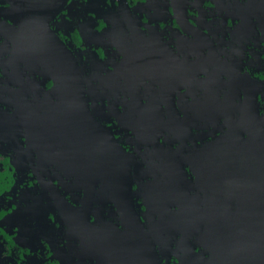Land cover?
I'll use <instances>...</instances> for the list:
<instances>
[{"label":"flooded vegetation","instance_id":"af4514ba","mask_svg":"<svg viewBox=\"0 0 264 264\" xmlns=\"http://www.w3.org/2000/svg\"><path fill=\"white\" fill-rule=\"evenodd\" d=\"M263 133L264 0H0V208L42 246L9 226L0 264H205L209 181L255 196Z\"/></svg>","mask_w":264,"mask_h":264},{"label":"water","instance_id":"95a60500","mask_svg":"<svg viewBox=\"0 0 264 264\" xmlns=\"http://www.w3.org/2000/svg\"><path fill=\"white\" fill-rule=\"evenodd\" d=\"M259 158L264 160V154ZM260 161L257 163L256 176L249 181L255 187V196L245 198L224 194L221 180L209 181L216 185L214 192L217 193H210L209 199L216 200L218 208L205 209L199 215L201 222L206 221V227L199 235L198 242L210 252L205 264H264V161ZM233 181L234 178L230 182L235 184ZM201 190L204 191V188ZM130 216L131 224H138ZM137 229H141L139 225ZM140 239L145 254L149 256L147 264H157L150 255H154L151 240L148 236H141Z\"/></svg>","mask_w":264,"mask_h":264},{"label":"rangeland","instance_id":"374dc122","mask_svg":"<svg viewBox=\"0 0 264 264\" xmlns=\"http://www.w3.org/2000/svg\"><path fill=\"white\" fill-rule=\"evenodd\" d=\"M16 204L17 203L14 202V198L11 197L10 200L4 203L5 208H0V233L9 235V233L12 230H9L8 227L13 226L15 228L16 237L19 240L20 245L22 246L29 245L27 246L29 249V252L37 251L39 253H42V246L39 242V239L41 237L36 234H32L33 232L31 229L32 228V225H31L32 218L30 216V213L29 212L23 213L22 215L18 217L17 220L16 218H14V214H17L18 211L21 212L22 210H25L21 208L22 205H20L21 206L20 207ZM10 219H12V221L8 222ZM14 219L16 221H14ZM49 222H50L49 228H48L49 230H48V233H46L45 235V242L49 245L51 249L50 253L55 250L54 251L55 256L60 257V260L63 261L66 257V249H68V252L70 254L72 253L71 252L72 249L68 247L66 243L62 246H58V240L59 238H61V234L63 235L62 231L59 230L60 229L59 226L61 225L60 221H57L53 217L52 219H50ZM10 223H12V225ZM36 223H37V218L34 216V224ZM25 259H28V261H36L33 255H27ZM189 263L190 261H187V264Z\"/></svg>","mask_w":264,"mask_h":264}]
</instances>
